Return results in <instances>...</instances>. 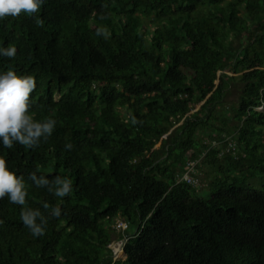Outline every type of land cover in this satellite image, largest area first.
I'll return each instance as SVG.
<instances>
[{"label":"trees","instance_id":"1","mask_svg":"<svg viewBox=\"0 0 264 264\" xmlns=\"http://www.w3.org/2000/svg\"><path fill=\"white\" fill-rule=\"evenodd\" d=\"M10 45L0 72L34 76L29 114L57 125L34 149L0 145L48 220L34 237L0 200V264H264V0H45L0 19ZM203 152L210 197L177 182ZM34 171L73 192L37 188Z\"/></svg>","mask_w":264,"mask_h":264},{"label":"clouds","instance_id":"2","mask_svg":"<svg viewBox=\"0 0 264 264\" xmlns=\"http://www.w3.org/2000/svg\"><path fill=\"white\" fill-rule=\"evenodd\" d=\"M44 2L45 0H0V19L17 17L22 12L30 15L38 13ZM97 35L108 37V33L102 28L97 29ZM16 53L14 45L0 48V57L14 58ZM35 88L36 79L32 75H20L12 69L0 72V145L3 148L13 149L19 144L27 149H34L41 141H47L55 131V119L38 121L29 114V98ZM132 123H136L135 118ZM72 148L70 142L64 145L66 151H71ZM29 179L37 188H47L49 193L61 200L73 192V182L67 177L56 176L50 181L47 176H38L34 171ZM27 195L28 187L24 177L10 170L6 158L0 155V200L7 196L10 203L22 206L20 218L23 225L34 237L43 236L48 220L39 208L27 206ZM43 207L48 209L49 205L45 203ZM51 215L59 217L61 208H52Z\"/></svg>","mask_w":264,"mask_h":264},{"label":"built area","instance_id":"3","mask_svg":"<svg viewBox=\"0 0 264 264\" xmlns=\"http://www.w3.org/2000/svg\"><path fill=\"white\" fill-rule=\"evenodd\" d=\"M261 109L263 108L261 107ZM212 145L217 146L220 144H217V141H216V142H212ZM227 145H228L227 151L236 149V143L231 141L230 138L227 139ZM205 154L206 152H203L199 160L188 161L186 163L187 164L186 171L180 172L177 176L178 183L185 182L195 187L201 186L202 172L200 171L199 166ZM114 228L124 232L130 229V223L125 219L119 218L116 220L114 224ZM125 236L118 240H112L109 244V248L112 249L115 260H121L123 259L124 256L126 257L124 253L125 252L124 245H125V242L128 236L127 235Z\"/></svg>","mask_w":264,"mask_h":264},{"label":"rangeland","instance_id":"4","mask_svg":"<svg viewBox=\"0 0 264 264\" xmlns=\"http://www.w3.org/2000/svg\"><path fill=\"white\" fill-rule=\"evenodd\" d=\"M235 98L233 97V96H230V97H228L227 98V100L230 102V101H232V100H234ZM160 145V143L157 145V146H159ZM203 174L205 175V172H206V170H207V168L204 166L203 167ZM204 175H203V178H204ZM207 182H208V180H206ZM207 182L206 183H204V185H202L200 188H198V189H200L201 190V195L203 196V197H210L211 196V191L209 190V188H207ZM252 184H254V183H252ZM254 185H256V184H254ZM203 189V190H202ZM121 217V216H120ZM111 228L112 229H114L115 230V232H114V234H113V240H118V239H120V238H123V237H120V238H118L119 237V230H117V229H115L114 228V224H111ZM116 233H118V234H116ZM116 234V235H115ZM126 237V236H125ZM124 258H126L125 256L123 257V259Z\"/></svg>","mask_w":264,"mask_h":264},{"label":"water","instance_id":"5","mask_svg":"<svg viewBox=\"0 0 264 264\" xmlns=\"http://www.w3.org/2000/svg\"><path fill=\"white\" fill-rule=\"evenodd\" d=\"M125 253V255H126V252H124Z\"/></svg>","mask_w":264,"mask_h":264}]
</instances>
